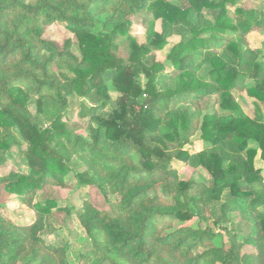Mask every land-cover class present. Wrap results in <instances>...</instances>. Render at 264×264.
<instances>
[{"label": "trees", "instance_id": "16d2710c", "mask_svg": "<svg viewBox=\"0 0 264 264\" xmlns=\"http://www.w3.org/2000/svg\"><path fill=\"white\" fill-rule=\"evenodd\" d=\"M138 14L150 17L143 41L131 33ZM56 22L74 34L81 58L43 37ZM254 31L264 34V10L239 0H0V166L14 144L26 145L29 165L0 174V185L35 211L21 224L0 204V264H71L68 246L43 235L57 201L36 196L51 180L65 186L73 162L84 166L79 182L109 205L87 198L77 211L88 255L109 264H264L256 166L264 159V40L253 47ZM173 35L181 39L162 62L155 52ZM61 58L72 75L55 69ZM234 90L257 100V114ZM73 94L88 101L87 138L62 121ZM196 134L204 149L192 153L185 146ZM174 159L209 178L182 179ZM234 212L248 228L242 241L228 226ZM193 218L209 224L175 225ZM214 230L228 234V245Z\"/></svg>", "mask_w": 264, "mask_h": 264}, {"label": "rangeland", "instance_id": "374dc122", "mask_svg": "<svg viewBox=\"0 0 264 264\" xmlns=\"http://www.w3.org/2000/svg\"><path fill=\"white\" fill-rule=\"evenodd\" d=\"M239 5L252 8L254 6H262L264 10V0H239ZM235 6L229 5L228 10L232 13ZM150 17L147 14H138L133 19V25L131 33L138 38V40H144V32L147 26L148 19ZM157 29L160 31V23L157 24ZM43 37L55 42L60 48H63L66 44H70V49L79 58H81V49L78 45V41L74 34L70 32L63 23L56 22L47 25L44 29ZM180 36L173 35L168 38V42L165 47L155 54L157 59L166 62L167 54L171 47L180 41ZM249 42L253 47H261L264 34L259 32H251L248 36ZM121 44L120 54H124V46ZM55 69L57 71H65L72 75L71 71H68L66 65V59L61 58L55 62ZM168 70H171L170 66ZM253 81L247 80L246 86ZM111 94L113 100L117 97V92L111 88ZM234 95L241 103L245 111L253 116L258 112V102L255 98L247 95L246 91L234 90ZM88 101L85 97H78L77 95L69 96V107L63 114V123L71 130L75 131L84 138L88 137V119L81 117L82 106ZM113 104V103H112ZM205 105V104H204ZM260 106V105H259ZM30 111L35 114L36 104L34 101L30 102ZM263 112L264 109L261 107ZM44 127L50 126V122H43ZM26 145H12L8 160L4 165L0 166V174H7L11 170H16L22 173L29 172V165L26 159L25 151ZM190 152H200L204 149L203 141L200 139L199 134H196L191 142L185 146ZM172 166L176 169L178 175L182 179L195 178L197 180H206L209 178L207 171L203 167L195 168L178 159L172 161ZM72 168L64 178L65 186H60L53 180L44 184V186L38 191L36 201H44L46 199H54L57 201V206L53 208L52 214L48 217L47 228L43 232L44 237L49 241L63 243L68 246L69 260L71 264H109L103 262L100 258L88 255L91 248V242L85 232V229L81 225L77 211L82 206L85 199L89 198L92 203L101 208H108L102 193L95 187L85 185L79 182L77 173L84 170V166L81 163L73 162ZM0 204L3 214L10 220L16 223H30L35 217V211L27 205L21 204L18 197L14 194H10L4 190L0 185ZM231 222L228 224L230 228L239 229L238 240L242 241L245 234L248 232L247 226L244 224L242 218L238 212L230 214ZM209 223H199L197 218H193L189 221L181 222L177 221L176 226H192L205 228ZM218 233V230H214ZM217 243L228 245L229 236L224 231L219 232L214 236ZM252 250L250 245H246L245 252Z\"/></svg>", "mask_w": 264, "mask_h": 264}, {"label": "crops", "instance_id": "0c3cea01", "mask_svg": "<svg viewBox=\"0 0 264 264\" xmlns=\"http://www.w3.org/2000/svg\"><path fill=\"white\" fill-rule=\"evenodd\" d=\"M256 166L258 168H261L262 169V173H263V176H264V159H262L261 157H258L257 160H256Z\"/></svg>", "mask_w": 264, "mask_h": 264}]
</instances>
